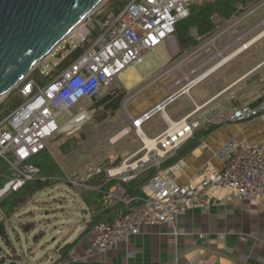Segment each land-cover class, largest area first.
I'll return each mask as SVG.
<instances>
[{"label": "built area", "instance_id": "2783aa9c", "mask_svg": "<svg viewBox=\"0 0 264 264\" xmlns=\"http://www.w3.org/2000/svg\"><path fill=\"white\" fill-rule=\"evenodd\" d=\"M193 3L194 0H130L118 14H114L105 11L104 2L68 35L76 41L74 49H83L81 54L56 74L50 75L53 70L48 72L40 68L42 75H50L44 84L34 78H25L16 87L19 88L21 104L8 114H0V161L10 171L5 187L16 192L40 176V168L32 160L48 149L49 140L74 130L68 126L78 116L87 115L79 126L91 119L89 109L80 107L75 114L74 107L84 100L104 98L116 89L129 94L125 106L128 124L121 135L134 132L142 146L119 164L114 160L111 167L94 170L86 181L101 172L108 178L122 181L152 167L158 172L152 179L153 189L147 186L146 194L138 198V203L129 202V207L118 210L112 221L93 224L91 252L107 253L119 243L129 242L143 227L174 225L187 209L208 208L211 203L209 190L213 188L225 189L235 197L264 204L262 143L230 142L224 145L218 152L220 165L204 171L198 181L178 184L169 170H181L180 163L162 168L163 163L193 137L198 127L215 119L218 105L213 104L214 100L199 104L190 96V90L264 38V15L246 25L250 18L264 10V0L251 9L240 8L242 12L231 19L214 14L215 33L200 42L190 54L159 71L144 86L128 88L121 79L124 71L141 63L162 42L168 43L175 37L177 23L189 17ZM195 36L198 38L197 34ZM59 64L54 63L55 67ZM262 68L264 61L251 73ZM175 73L179 77L167 87L170 94L162 102L138 116L128 110L130 101ZM262 75L264 82V70ZM230 88L232 86L223 91ZM134 89L137 90L131 93ZM182 95H189L193 108L181 119L172 120L165 110ZM252 97L250 102L234 104L221 116L229 122L264 118V90H257ZM232 100H237L236 94ZM62 114L69 117L64 126L59 122ZM157 115L163 117L166 128L156 136H148L143 126ZM115 130V125L108 130V134H112L111 143L117 142L121 136L114 134ZM201 147L206 148V144L202 143ZM199 237L204 239L205 235Z\"/></svg>", "mask_w": 264, "mask_h": 264}, {"label": "crops", "instance_id": "0c3cea01", "mask_svg": "<svg viewBox=\"0 0 264 264\" xmlns=\"http://www.w3.org/2000/svg\"><path fill=\"white\" fill-rule=\"evenodd\" d=\"M263 41L264 38L190 90V96L199 104L213 99V104L218 106L215 109V119L198 127L192 139L183 144L167 159L168 161L166 160L167 163L178 155L177 160L165 167L180 163L181 170H169V174L178 184L190 180L198 181L204 171L217 168L220 165L218 152L230 142L264 144V118L229 122L221 116L223 111L230 110L238 102H250L257 90H264L262 82L264 69L251 73L264 61ZM235 60L237 62H233ZM131 68L135 71V67ZM138 77L132 81V88L143 80L141 76ZM228 86L232 88L224 92ZM162 92L159 97L152 96V100L137 106L132 114L135 116L143 114L170 94L167 88ZM234 94L237 100H232ZM190 110L175 119H172L166 110L165 112L172 120H179ZM157 116L158 118L144 124L143 130L146 135L156 136L166 128L163 117ZM193 140L198 142L195 147H192ZM124 143L127 149L119 154L123 158L137 152L142 146L141 140L134 136H128ZM202 143L206 144V148L201 147ZM118 157L115 156L113 161ZM149 172L144 170L128 181L111 179L106 175L104 178L96 177L85 184H79L80 187L72 186L70 193L68 195L66 193V196L59 200L39 199V194L43 193V197L49 187L37 192L14 212L18 216L25 215L18 223L21 228L25 225L34 227L37 223L38 231H42V237L36 240L38 235L36 233L35 243L29 246L34 254L31 260L23 257L25 262L20 263L264 264V204L252 199L235 197L230 191L217 188L209 190L211 203L208 208L187 209L174 225L143 227L129 242L119 243L107 253L91 252L93 224L101 220L112 221L118 210L129 207V202L138 203V198L146 194L147 186L153 189ZM101 178L105 180L104 183L107 181L112 183L102 188L104 183H98ZM145 178L148 180L143 183ZM33 206L44 209L50 207V210H41L48 219H42L43 222L39 221L40 218L36 220L40 210L32 208ZM3 209H0V223L5 225L7 238L10 239L7 229L9 219L6 221ZM200 234L205 235V238L201 239Z\"/></svg>", "mask_w": 264, "mask_h": 264}, {"label": "rangeland", "instance_id": "374dc122", "mask_svg": "<svg viewBox=\"0 0 264 264\" xmlns=\"http://www.w3.org/2000/svg\"><path fill=\"white\" fill-rule=\"evenodd\" d=\"M201 1L203 0H194V3ZM260 1L262 0L248 1L246 4H244V7L251 9ZM104 2V6H106L104 8H107L110 0H106ZM105 11H107V9H105ZM263 15L264 10L259 12L258 15L250 18L246 25L252 24ZM262 43H264V41ZM66 44H69L71 49H74L76 41L72 36L67 37L66 41L61 43L51 54H49L47 58L39 63L26 78H33L32 76L36 75L38 70L40 72V68H43L48 72L56 70L57 67H55L54 63L61 61V58H57L56 55L63 51L62 58H65L70 53L69 50H64ZM197 46L198 45L183 50L180 47L176 36L168 43L164 41L155 48L154 52L149 54L141 63L135 66V71L132 72V77L130 79L134 80L136 76H141L143 78V82L141 81L142 83L140 85H136L138 88H140L152 78H154L159 71L169 68L181 57L190 54ZM237 60L233 62H237ZM178 77L179 74L175 73L159 82L156 86L148 89L143 94L136 97V100L134 99V101L132 100L128 103V110L134 112L137 109V106L152 100V96H155V98L159 97V95L163 93L162 90L166 89ZM259 77L261 76L259 75ZM122 81L124 85L127 86V81L124 79H122ZM18 89L19 88L12 89L11 92L0 101V104L11 102L18 95ZM136 90L137 89H134V91L132 90L131 93L135 92ZM127 97H129V94H124L117 112H113V110L108 108L105 103L97 105V101L100 100L99 98L89 101L84 100L77 107L73 108V112L75 114L79 112L80 107L87 108L92 114V117L79 128L71 131H65L59 134L56 138L49 140L47 155H44V157L48 159V175L44 178H50L49 180L52 183V186L47 188V191L44 193L43 197V193L39 194L40 200H43V198L52 201L59 200V198L66 196V193L67 195L70 193L72 186H79V184L87 183L86 179L91 173L94 172V170H97L98 168L105 170L111 167L113 158L115 156H119L116 159V164H119L124 159L122 155H119L121 154L120 152L126 148L124 140L128 136L137 137L134 132H131L125 136L121 135L122 130L128 124L125 117L128 114V111L125 108ZM192 107L193 105L189 95H182L178 97L173 103L169 104L166 108V111L172 119H175L178 116L188 112ZM5 110V106L1 107L0 105V114L4 113ZM153 118H158V116ZM68 119L69 117L66 114H62L59 117L61 126H64L68 122ZM114 125L117 127V130H115L114 134L116 133L121 136L117 142L111 143L109 139L112 134H108V130ZM122 146L124 147L122 148ZM32 161L34 163H38V161L41 162L37 158H34ZM2 164L7 167L5 163L0 161V165ZM4 183L6 184V182ZM3 190L5 191L1 192ZM11 196L12 193L8 190V187L4 186L0 190V202L5 200L6 205L10 204L9 201L11 200ZM32 208L40 210V212H38L36 215V220L40 218L39 221L43 222L42 219H48L45 217V212L41 210L47 211L50 210V207H45L46 209H44L43 207L40 208L39 206H33ZM0 209H2L1 206ZM3 210L5 212L4 217L6 218V221L9 219V222H7L9 227H7V229L9 230L10 234V242L12 241L17 248L22 247V257L31 260V257L34 254H32L33 249L29 248V246L35 243L34 236H36V233L38 234L36 240H39L42 237V231H38L39 226L37 223H35L34 227H31L30 225V230H28L27 233L25 228H21L18 224L20 222V218L25 217V215L18 216L15 213L11 215L8 214L7 208H4ZM7 247L8 245L6 244V241L0 234V252L5 249L7 250ZM2 262L4 261L2 260V257H0V263L2 264ZM5 264H8V261Z\"/></svg>", "mask_w": 264, "mask_h": 264}, {"label": "water", "instance_id": "95a60500", "mask_svg": "<svg viewBox=\"0 0 264 264\" xmlns=\"http://www.w3.org/2000/svg\"><path fill=\"white\" fill-rule=\"evenodd\" d=\"M104 1L0 0V101ZM22 251L11 241L0 252L2 264H20Z\"/></svg>", "mask_w": 264, "mask_h": 264}, {"label": "trees", "instance_id": "16d2710c", "mask_svg": "<svg viewBox=\"0 0 264 264\" xmlns=\"http://www.w3.org/2000/svg\"><path fill=\"white\" fill-rule=\"evenodd\" d=\"M129 1L130 0H110L106 8L107 12L118 14ZM248 1L251 0H204L202 2H195L191 4L189 17L179 21L176 25L175 36L180 47L183 50L192 48L193 46L198 45L200 42L213 35L216 31V24L212 19L214 14L217 13L225 19H231L242 12L240 8L244 7V4H246ZM195 34H197V37L199 39L196 38ZM82 50L83 49L81 47L72 50L65 58L61 59L60 64L57 66L56 70H54L50 75L56 74L57 72L68 67L81 54ZM50 75L44 76L38 70V72H36V75H33L32 77L36 78V80L41 84H44L49 80ZM124 94L125 92L120 93V91L116 89L110 92L104 98H100V100L97 101V105L105 103L108 108L113 110V112H117ZM18 95L11 102H7L8 104H0L1 107L5 106L6 108L5 112L2 113V116L10 113L21 104L22 100L20 94L18 93ZM197 144V140L192 141V147H195ZM44 155H47V150L42 151L36 157L41 161L35 163L40 168V176L34 180L27 182L20 190L16 192L10 191L12 193V196L10 197L11 200L9 201L10 204L6 205L5 200L0 202V206L2 208L8 209V214L12 215L20 206L24 205L37 192L52 186V183L49 180L50 178L43 179L45 176L47 177L48 175V159L45 158ZM177 159L178 155L175 157L174 160H171L167 163L165 161L162 165V168H165L168 163L170 164L171 162H174ZM148 170L150 171L149 176L151 177V179H153V177L157 174L158 170L155 167L149 168ZM9 173L10 171L8 169V166L6 167L3 164L0 165V190L5 186L4 182H8ZM104 175V172L98 173L92 176L89 180H87V182L94 180L96 177L104 178ZM102 178L98 183H104L105 180ZM147 180L148 178H145L143 183ZM111 183L112 182L107 181L106 183H104L102 188L105 185L108 186ZM97 222L100 221H96L95 223ZM23 227L26 231L30 229V225H25ZM0 234L2 238L6 241V244L10 245V239L7 238L8 236L6 234L3 223H0Z\"/></svg>", "mask_w": 264, "mask_h": 264}, {"label": "bare ground", "instance_id": "6f19581e", "mask_svg": "<svg viewBox=\"0 0 264 264\" xmlns=\"http://www.w3.org/2000/svg\"><path fill=\"white\" fill-rule=\"evenodd\" d=\"M132 72H134V70H133V68H130V69H128V71L124 72L123 75H122V78H123L124 80L127 81V87H129V88H132L131 84H132L133 79H130V78L132 77V75H131ZM136 77L139 78L138 76H136ZM134 80H136V78H135ZM86 117H87V115L78 116V117L74 120V122H71V123L69 124L68 128H75V129L79 128V127H80V126H79L80 123H81ZM148 142H149V141H148ZM4 191H5V190H3V191H1V192H4Z\"/></svg>", "mask_w": 264, "mask_h": 264}]
</instances>
